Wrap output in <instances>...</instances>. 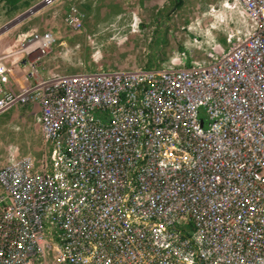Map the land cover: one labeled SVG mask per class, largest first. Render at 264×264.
Segmentation results:
<instances>
[{
  "label": "built area",
  "instance_id": "1",
  "mask_svg": "<svg viewBox=\"0 0 264 264\" xmlns=\"http://www.w3.org/2000/svg\"><path fill=\"white\" fill-rule=\"evenodd\" d=\"M225 7L247 19L246 35L219 61L184 73L97 71L44 81L35 68L49 53L48 33L0 57V113L40 102L53 165L77 177L64 192L49 181L52 204L36 203L41 191L17 196L3 225L14 239L0 238V264H30L32 256L39 264L44 248L54 264H264V0ZM22 53L31 57L32 84L23 85ZM161 82L170 94L156 92ZM31 166L22 159L2 173ZM103 173H132L123 188L131 194L119 195ZM49 214L64 233L56 247L36 241Z\"/></svg>",
  "mask_w": 264,
  "mask_h": 264
},
{
  "label": "rangeland",
  "instance_id": "2",
  "mask_svg": "<svg viewBox=\"0 0 264 264\" xmlns=\"http://www.w3.org/2000/svg\"><path fill=\"white\" fill-rule=\"evenodd\" d=\"M46 1L0 0V57L20 51L22 47L29 45L31 35H51L53 42L49 53L37 62L35 68L38 76L44 81L59 75H79L97 71L173 69V73L180 70L183 73L188 72L192 67L203 68L212 65L210 61L220 58L236 45L248 29L245 17L225 7L226 1L230 0H180L179 6H174V0ZM34 7L38 9L31 15L12 24L14 19ZM18 56L23 59V62L19 63L24 73L23 85L32 84L33 81L28 76L32 69L26 62V59L31 57L26 53ZM175 58H178V61ZM152 59L154 62L150 64ZM7 60L9 58L5 59ZM14 79L19 85L20 79ZM163 84L165 87H158L156 92L165 90L162 93L170 94L167 83ZM51 145L50 141L44 139L41 128L40 102L29 100L0 113L1 239H5L4 236L10 240L14 239V234L8 229H3V225L8 222L6 211L17 202V196L26 195L27 191V195L33 196L35 192L41 191L34 196L36 203L40 197L44 205L52 204L56 193L49 196V181L52 180L55 184L56 192H64V189L76 180V173H61L60 169L64 167L61 163L54 167ZM27 158L33 161V166L26 168L27 173H2ZM95 174L99 177L102 173ZM103 174H108L107 177L105 175L104 183L110 180L114 186L120 188L119 195L122 190L131 194L130 189L133 187L123 188L131 181L132 173ZM159 177L163 179L162 176ZM219 181L221 183L220 179ZM110 212L117 220L121 221L122 217L124 219L123 209H113ZM75 219L67 216L65 224H72V227L78 229ZM56 222L53 214L43 216L44 230L36 234V241L40 246L47 242L55 247L59 246V235L64 233L59 232ZM190 227L189 234L193 231V226ZM131 229L145 228L132 222ZM176 230L182 236L181 231L178 228ZM131 241V236L129 240L123 238L124 259L130 248L128 243ZM44 252L45 256L39 264L46 260V264H54L51 252L46 248ZM220 258H227L224 251H220ZM26 261H30V264L39 262L35 256L26 258Z\"/></svg>",
  "mask_w": 264,
  "mask_h": 264
},
{
  "label": "water",
  "instance_id": "3",
  "mask_svg": "<svg viewBox=\"0 0 264 264\" xmlns=\"http://www.w3.org/2000/svg\"><path fill=\"white\" fill-rule=\"evenodd\" d=\"M49 1H53V0H47L46 1V3L47 2H49ZM38 9V7H34L33 9H30L29 11H27L26 13H24L23 15H21V16H19L18 18H16V19H14L13 21H12V24H15V23H17V22H19V21H22L23 19H25L26 17H28L29 15H31L34 11H36ZM9 26V25H8Z\"/></svg>",
  "mask_w": 264,
  "mask_h": 264
},
{
  "label": "trees",
  "instance_id": "4",
  "mask_svg": "<svg viewBox=\"0 0 264 264\" xmlns=\"http://www.w3.org/2000/svg\"><path fill=\"white\" fill-rule=\"evenodd\" d=\"M173 2H174V6H179L180 0H174ZM151 58H152V55H151ZM153 62H154V59L150 60L149 63L153 64Z\"/></svg>",
  "mask_w": 264,
  "mask_h": 264
},
{
  "label": "bare ground",
  "instance_id": "5",
  "mask_svg": "<svg viewBox=\"0 0 264 264\" xmlns=\"http://www.w3.org/2000/svg\"><path fill=\"white\" fill-rule=\"evenodd\" d=\"M213 13V12H212ZM218 18V17H217ZM220 20V19H219ZM236 27V26H235ZM242 30V29H241ZM197 32V31H196ZM229 32V31H228ZM174 55V54H173Z\"/></svg>",
  "mask_w": 264,
  "mask_h": 264
}]
</instances>
